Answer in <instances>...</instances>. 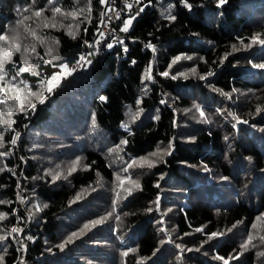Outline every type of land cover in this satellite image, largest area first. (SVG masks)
<instances>
[{"label":"trees","instance_id":"16d2710c","mask_svg":"<svg viewBox=\"0 0 264 264\" xmlns=\"http://www.w3.org/2000/svg\"><path fill=\"white\" fill-rule=\"evenodd\" d=\"M138 6L74 74L105 2L0 0V264H264V0Z\"/></svg>","mask_w":264,"mask_h":264},{"label":"snow or ice","instance_id":"6c2138e0","mask_svg":"<svg viewBox=\"0 0 264 264\" xmlns=\"http://www.w3.org/2000/svg\"><path fill=\"white\" fill-rule=\"evenodd\" d=\"M51 2H52V0H49V3H51ZM101 2L103 3V2H105V0H101ZM185 2H186V0H185ZM225 2H226V0H219V4H220V5H223ZM187 6L190 7V5H187ZM127 7L130 9L132 6L129 4V5H127ZM25 11H27V9H25ZM53 11H54V13L61 14V15L65 16V18H67V15H71V16H73V17L76 15V13H68V14L65 15V14H63V13L61 12V9H60L59 7L54 8ZM141 11H142V9H141ZM34 15H35L36 17L39 18V17L41 16V11H39V10L36 11V12L34 13ZM137 15H139V13H137ZM24 19L27 20V19H29V18H28V17H24ZM53 19H55V17H53ZM132 19H134V17L130 18L129 20H127V21L124 23V28L122 29V31H125V32H126V31L128 30V26L132 23ZM171 19H175V17L173 16V17H171ZM20 23H23V21H20ZM44 26H45V27H48L49 25H48V24H45ZM51 26L54 27L55 25L53 24V25H51ZM30 34H31L33 37H36V32H35V30H31V33H30ZM18 38H19L18 35H13V36L11 37L12 47H11V48H6V50H5V52H4V57H3V59H0V80H3V79H4V76L7 75V73L4 72V67H3V65H4V61H5V59H7V57L11 54V52H12L13 50H14L15 52H20V53H21L22 66H20V67L17 69V71H16L15 75L12 77V79H13V80H16L17 77H20V76H22L23 74H25V73H29V72H30V68H29L28 66H26V65L28 64V62H29V61H28L29 46H28V45H24V46H23V50H22V49H21V46H20L19 44H16V43H15V41H16ZM0 40H3V41L5 42V45H8L9 42H10V40H9V36H7V35H0ZM259 42H260L261 44H264V40H261V41H259ZM40 43H44L43 38H40ZM149 46H150V45H149ZM107 47H108V48H111L112 45H111V44H108ZM31 51H32V53H35V44H32V45H31ZM50 52H51V49H49V53H50ZM89 55H92V53H89ZM40 59L43 60V57H40ZM189 59H190V58H189ZM80 61H84L85 63H91L90 60H88L86 57H83V56H81V57L79 58V60L77 61V63L79 64ZM47 63H51V62H50V61H47ZM59 67H60L62 70H66V69L68 68L67 65H59ZM257 67L264 68V65H258ZM72 70L74 71L75 69H72ZM193 71H194V70H193ZM31 74L36 75L37 73L32 72ZM68 74H71V73L69 72ZM62 75H63V71H62L61 73H57V74L53 75V76L50 78V81H49V85H50V86L47 87V91H48V92H51V91L53 90V86H54L55 82L57 81V78H58V77H62ZM163 75L167 76L168 73L165 72V73H163ZM208 75L211 76V75H213V73H212V72H209ZM200 78H201V79H205L206 77H203V76H202V77H200ZM20 83L23 84L24 81H20ZM12 87H16V85H12ZM101 99H103V97H102ZM5 102H6V101H0V103H5ZM38 102H39L40 104H43V103L45 102V97L41 96V98L39 99ZM20 107H21V109H23V105H22V104L20 105ZM31 108H32V110H35V108H36V104H32V105H31ZM10 111H11V110H10ZM10 111H9V114H10ZM201 115H202V116L204 115L203 112H201ZM0 123L7 124L8 121H0ZM11 143H12V144H15V143H16L15 138H13V139L11 140ZM124 143H127V141H124ZM0 147H3V144H2V143H0ZM4 155H7V153H6V152H0V156H4ZM153 155H156V153H153ZM76 163H78V161H77ZM134 164H135V161H133L131 164H129V165L124 169V171L127 172V171H128V168L133 167ZM71 170H72V171L75 170V165L73 166V168H72ZM117 179L120 180V177L118 176ZM121 183H123L122 180H121ZM134 183H135V182H134ZM129 194H131V193L129 192ZM117 196H119V193H117ZM0 203H4V201H0ZM109 215H111V213H109ZM4 219H5L4 214L0 213V220H4ZM105 219H107V217H103V218H101V219L95 220V221H93L92 223H93V225L101 224ZM117 219H118V217H117ZM161 223H163V221H161ZM84 227L87 228L88 225H85ZM11 231H12L13 233H16V232H19L20 229L13 227V228L11 229ZM197 231H201V230H200V229H197ZM217 235H218L217 233H212V234H210L209 239H211L212 237H215V236H217ZM220 235H222V233H221ZM72 236H73V237L77 236V233H73ZM5 239H6V237H4V236H0V242H3ZM253 239H254V237L251 236V235H249L248 240L245 242V244L241 245V247L246 249V248L248 247V245L252 243V240H253ZM260 239H261L262 241H264V236L260 237ZM71 240H72V237H69V239H68L67 241H65V243H69V242H71ZM61 247H63V245H61ZM177 247H179V245H177ZM124 255H128V252H125ZM262 255H264V253H262ZM233 258H236V257H233ZM3 259H4V258H3L2 256H0V261H3ZM221 259H223V258H221ZM225 264H227V261H225Z\"/></svg>","mask_w":264,"mask_h":264},{"label":"built area","instance_id":"2783aa9c","mask_svg":"<svg viewBox=\"0 0 264 264\" xmlns=\"http://www.w3.org/2000/svg\"><path fill=\"white\" fill-rule=\"evenodd\" d=\"M129 4L136 8V16L137 13L140 14L141 10L138 6V0H106L101 26L90 45L89 51L82 55L90 60L91 63L80 61L78 64V59L70 69L72 73L79 74L88 69L107 49L108 44L112 46L125 45L127 34L125 31L119 30V22L121 18L128 13V7L125 6ZM89 53H92V55H89ZM72 69L75 70L73 71Z\"/></svg>","mask_w":264,"mask_h":264},{"label":"rangeland","instance_id":"374dc122","mask_svg":"<svg viewBox=\"0 0 264 264\" xmlns=\"http://www.w3.org/2000/svg\"><path fill=\"white\" fill-rule=\"evenodd\" d=\"M204 2H206V3H211V2H213L214 0H203ZM106 2V1H105ZM135 17L136 16H134V19H135ZM130 19V17L128 18V19H125V21H124V23L127 21V20H129ZM134 19H132V21L134 20ZM131 25V24H130ZM129 25V26H130ZM123 26H124V24H123ZM128 26V27H129ZM69 73V71L66 69V70H63V75H65V74H68ZM63 75H62V77H63ZM62 77H58L57 78V81L55 82V84H54V86H53V88H56V87H58L59 85H60V82H61V78Z\"/></svg>","mask_w":264,"mask_h":264}]
</instances>
